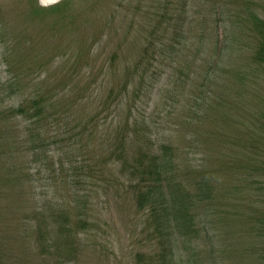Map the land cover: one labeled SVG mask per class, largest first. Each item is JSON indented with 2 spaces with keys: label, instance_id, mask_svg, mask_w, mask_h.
Segmentation results:
<instances>
[{
  "label": "rangeland",
  "instance_id": "obj_1",
  "mask_svg": "<svg viewBox=\"0 0 264 264\" xmlns=\"http://www.w3.org/2000/svg\"><path fill=\"white\" fill-rule=\"evenodd\" d=\"M75 1V11L63 14L32 13L29 0H0V83L17 76L25 96L37 89L57 95L68 118L53 127L44 159L31 162L15 145L13 169L4 172L0 153V264H162L153 256L168 243L159 242L147 206L140 208L110 162L125 136L137 140L133 145L174 146L177 180L195 202L194 183L221 163L216 208L234 214L226 220L232 225L211 244L203 194L199 236L190 228L178 234V264H264V237L242 224L264 194L259 200L248 190L252 180L229 163L244 156L234 147L243 128L264 124V80L251 91L236 75L254 42L252 22L239 13L244 3L219 1L217 9L216 0ZM255 7L264 10L263 1ZM165 8L170 19L162 20ZM182 25L191 36L184 46L177 42ZM102 160L109 163L104 171ZM74 161L91 178L73 172ZM78 189L87 194L82 206L73 197ZM83 206L85 228L78 221Z\"/></svg>",
  "mask_w": 264,
  "mask_h": 264
},
{
  "label": "trees",
  "instance_id": "obj_2",
  "mask_svg": "<svg viewBox=\"0 0 264 264\" xmlns=\"http://www.w3.org/2000/svg\"><path fill=\"white\" fill-rule=\"evenodd\" d=\"M29 1L32 13L51 11L68 14L75 11L77 4L75 0H61L56 4L44 6L38 0ZM219 1L222 6L231 5L236 1L244 3V9L239 13L244 20L252 22L254 42L250 46L249 61L236 70V75L246 86V90L255 91V87L264 80V10L260 11L258 8H254V4L257 1L264 3V0H216L217 9H220ZM184 11L186 10L184 9ZM236 15L238 16V14ZM163 17L170 19L168 8H165L162 20ZM65 19L66 17H63V21H66ZM180 33L182 38L177 42H181L184 46L188 44V38L191 37L188 35L189 29L182 25ZM4 36L8 37L6 40L12 39L10 35ZM4 42L6 50L4 49L3 52L8 57L10 46L6 41ZM200 44L203 49L207 46L208 50L205 36L202 37ZM70 56L73 57L74 54ZM6 64L10 65V62L8 61ZM17 83H20L17 76H10L7 82L0 83V153L2 152L4 172L7 167L13 169L14 164L11 160L15 155V145L19 147L21 144L22 155L26 158L31 155L32 160H29L31 162L44 159L49 146L54 141L53 127L56 128L63 120L66 122L68 119L64 117L65 112L62 109V104L55 101L57 95L44 94L41 89H37L32 95L25 96L21 92L22 82L18 86L19 88H15ZM7 90L10 92L6 93ZM262 107L264 108V106ZM262 110L264 112V109ZM258 128L256 125L243 128L242 138L234 144V147L239 149L240 153H244V156L240 161L228 162L235 163V171H239L243 178L252 180L248 190L259 192L260 200L264 194V143L260 144L257 141L258 138L260 141H264V124ZM246 137H249L247 142L244 140ZM132 140L130 141L129 136H125L121 143L117 142L111 149L112 160L110 162L113 167L119 168L120 175L126 177L133 188L132 190L137 192L140 208L146 209L143 206H147L153 222L157 224L156 231L159 242L168 243L163 245L162 254H156L153 257H158L162 264H178L181 259L177 244L178 234L183 237L187 234L184 230L190 228L194 229L197 237L199 236L197 226L201 220L197 223V217H201L203 214L199 211V208L204 204L202 202L203 194H209V205L206 206L204 212L206 213V222H209V228L206 226L203 231L209 233L212 245L217 238L223 240L222 235L227 233L228 227L232 225L230 222L226 223V220L233 217L234 214L222 207L216 208V201L220 199L217 174L222 170L219 167L221 163L218 166L209 167V172L194 183V187L199 190L196 192L197 202H195L194 194H190L188 186L183 181L177 180L174 146L164 144L163 149H160L155 144L145 146L138 143L133 145L131 144ZM133 142L136 143L137 140L134 139ZM216 147L219 148V146ZM74 163L78 165L76 161ZM63 165L64 163H61V166ZM106 165H109L108 161L102 160L100 169L104 171ZM77 171H82V174L87 173L86 177L91 178L85 168L83 170L79 165L74 167L73 172ZM80 182L81 180H79ZM255 184L258 186L255 187ZM171 185H173L171 190L166 192V186ZM81 190L78 189L80 195L75 194L73 197L76 204L80 203L82 206V203H86L84 199H87V194H83L84 192L82 193ZM84 190L86 191V189ZM82 208L85 209L79 211L78 221L81 223L80 227L85 228L89 223V216L87 207L83 206ZM208 210L209 212H207ZM247 210H251V212L245 216L246 220L245 222L243 220L242 224L254 226L252 230L250 228L249 230L264 237V201H261L255 209L247 207ZM64 218L68 221L67 214L64 215ZM169 245L170 249H168ZM214 250L213 253L217 252Z\"/></svg>",
  "mask_w": 264,
  "mask_h": 264
},
{
  "label": "bare ground",
  "instance_id": "obj_3",
  "mask_svg": "<svg viewBox=\"0 0 264 264\" xmlns=\"http://www.w3.org/2000/svg\"><path fill=\"white\" fill-rule=\"evenodd\" d=\"M41 2H42L43 4H47V3H48L47 0H41Z\"/></svg>",
  "mask_w": 264,
  "mask_h": 264
}]
</instances>
